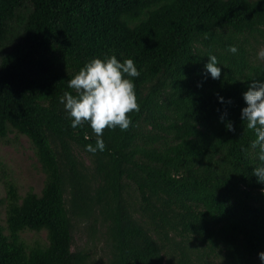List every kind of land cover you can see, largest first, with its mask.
<instances>
[{
    "label": "trees",
    "instance_id": "obj_1",
    "mask_svg": "<svg viewBox=\"0 0 264 264\" xmlns=\"http://www.w3.org/2000/svg\"><path fill=\"white\" fill-rule=\"evenodd\" d=\"M263 45L264 0H0V140L26 136L44 174L40 192L7 184L0 264H258L264 184L240 109L264 81ZM111 55L134 60L139 111L92 154L91 128H71L59 98Z\"/></svg>",
    "mask_w": 264,
    "mask_h": 264
},
{
    "label": "clouds",
    "instance_id": "obj_2",
    "mask_svg": "<svg viewBox=\"0 0 264 264\" xmlns=\"http://www.w3.org/2000/svg\"><path fill=\"white\" fill-rule=\"evenodd\" d=\"M227 51L236 54L238 49L229 45ZM258 56L264 57V50L258 52ZM204 73L211 79L218 80L221 77V66L217 57L213 54L207 56L204 65ZM140 72L133 59L118 60L115 55L101 58H92L87 61L67 81V87L75 91H65L59 98L67 117L70 118V127L76 129L87 123L95 138V143L86 144L85 150L92 154L103 152L105 144L103 131L105 128H119L125 131L132 124L133 111H139L135 84L128 77H139ZM200 85H198L199 87ZM245 106L240 109V119L246 122V127L251 130L255 139L251 142L252 148H258L257 159L259 163L252 169V176L257 183L264 184V81L253 80L242 93ZM218 103L221 105L231 100H225L217 94ZM227 112L220 115L223 121ZM233 130L232 124L227 127ZM261 264H264V251L258 253Z\"/></svg>",
    "mask_w": 264,
    "mask_h": 264
},
{
    "label": "rangeland",
    "instance_id": "obj_3",
    "mask_svg": "<svg viewBox=\"0 0 264 264\" xmlns=\"http://www.w3.org/2000/svg\"><path fill=\"white\" fill-rule=\"evenodd\" d=\"M262 50H264V45L255 51L258 59H262L258 56V52ZM8 182L14 183L21 194H25L30 189L40 192L44 183V174L36 160L29 139L16 133H11L6 139L0 140V222L2 225H6L5 198ZM82 231L83 226L78 225L75 246H81L85 242ZM22 238L28 244H33L37 240L44 242L46 235L44 232L26 231L22 233ZM258 264H261L260 260Z\"/></svg>",
    "mask_w": 264,
    "mask_h": 264
}]
</instances>
